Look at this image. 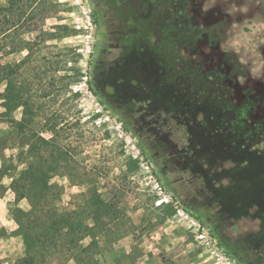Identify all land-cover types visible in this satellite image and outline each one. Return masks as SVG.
Returning a JSON list of instances; mask_svg holds the SVG:
<instances>
[{
	"label": "rangeland",
	"instance_id": "1",
	"mask_svg": "<svg viewBox=\"0 0 264 264\" xmlns=\"http://www.w3.org/2000/svg\"><path fill=\"white\" fill-rule=\"evenodd\" d=\"M12 1L0 64L29 102L27 138L63 153L48 206L79 211L95 190L129 218L98 264H264V0ZM167 37L175 65L154 50ZM11 183L0 264L24 254L14 211L29 207Z\"/></svg>",
	"mask_w": 264,
	"mask_h": 264
},
{
	"label": "trees",
	"instance_id": "2",
	"mask_svg": "<svg viewBox=\"0 0 264 264\" xmlns=\"http://www.w3.org/2000/svg\"><path fill=\"white\" fill-rule=\"evenodd\" d=\"M20 2L17 0L18 4ZM33 3L34 0H27L29 8ZM12 9V0L7 6L0 7L1 38L12 26L17 25L10 21ZM21 9L23 7L20 6L18 10ZM167 11L171 12V7ZM93 17L97 26V14H93ZM152 19V15L146 18L142 15L136 17L141 27ZM154 50L157 57L172 65L176 64L180 56L175 43L168 37L160 40ZM90 84V93L98 99L101 106H105ZM18 109L23 110V117L19 121H13L11 115ZM28 110L29 102L23 95L21 86L14 83L9 65L0 64V181L4 176H9L15 197L27 201L29 207L26 211H14L16 232L22 237L24 248L23 257L16 264H53L46 263V260L58 252L59 256H63L60 257L63 261L61 264H98L111 242L125 234V229L118 227L116 221L124 218L129 222V218L118 208L117 202L103 197L95 190L89 193L79 211L62 212L48 206V193L52 188L49 181L56 174L57 161L63 153L56 149L52 139H45L39 133L32 131V135L27 138L25 128L29 123L24 115ZM11 122H14L12 132L9 127ZM11 140L20 150L16 149L14 157L6 158L4 152L10 148ZM26 141L31 143L28 154L32 162L29 164L25 163L21 150Z\"/></svg>",
	"mask_w": 264,
	"mask_h": 264
}]
</instances>
